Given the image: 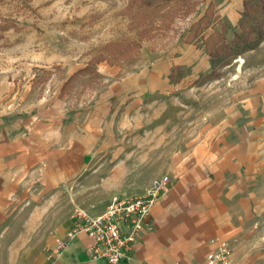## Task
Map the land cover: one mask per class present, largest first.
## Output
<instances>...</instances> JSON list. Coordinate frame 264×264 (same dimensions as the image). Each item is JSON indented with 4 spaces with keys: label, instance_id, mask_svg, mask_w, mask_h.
I'll return each instance as SVG.
<instances>
[{
    "label": "crops",
    "instance_id": "obj_1",
    "mask_svg": "<svg viewBox=\"0 0 264 264\" xmlns=\"http://www.w3.org/2000/svg\"><path fill=\"white\" fill-rule=\"evenodd\" d=\"M242 12L243 0L232 16L235 25ZM29 58L15 77L0 76V238L12 213L44 202L119 149L146 100L183 91L217 65L205 47L190 44L127 66L100 62L94 70L101 87L78 102L75 91L93 73L63 87L88 62L67 57L63 79L40 93L35 82L23 79L55 58ZM240 102L219 133L175 162L168 175L172 185L151 207L152 228L136 241L127 264H207L222 241L230 246L233 264H264V77ZM77 220L58 222L49 250L58 241L68 245L44 256L43 264H109L91 258L95 243L73 232Z\"/></svg>",
    "mask_w": 264,
    "mask_h": 264
},
{
    "label": "rangeland",
    "instance_id": "obj_2",
    "mask_svg": "<svg viewBox=\"0 0 264 264\" xmlns=\"http://www.w3.org/2000/svg\"><path fill=\"white\" fill-rule=\"evenodd\" d=\"M241 1L182 0L147 12L140 0H0V76L15 77L21 64L37 54L54 57L52 65H40L31 79H23L35 82L36 91L49 93L55 80L63 79L67 57L88 62L93 75L75 91L81 102L84 94L95 96L101 87L94 70L100 62L127 66L187 44L205 47L192 25L205 17L210 4L222 20L210 18L213 28L204 34L221 32L225 24L231 41L237 30L232 16ZM216 63L215 70L222 75L218 80L146 100L119 149L96 160L74 185L66 184L44 202L12 213L0 238V264H43L44 256L67 247L68 240H63L56 250H49L48 240L54 242L58 222L67 217L77 220L80 212L101 215L116 195L145 197L170 174L179 157L219 133L249 88L264 77V42L231 66Z\"/></svg>",
    "mask_w": 264,
    "mask_h": 264
},
{
    "label": "built area",
    "instance_id": "obj_3",
    "mask_svg": "<svg viewBox=\"0 0 264 264\" xmlns=\"http://www.w3.org/2000/svg\"><path fill=\"white\" fill-rule=\"evenodd\" d=\"M170 185L171 179L165 176L145 197H112L107 209L99 217H91L84 212L78 213L77 218L80 221L76 233L88 234L95 243L89 249L91 258L104 260L109 264L131 263L134 259V244L147 228H152L151 207ZM72 236L73 234L70 238ZM207 264H233L229 244L222 241L219 247L209 254Z\"/></svg>",
    "mask_w": 264,
    "mask_h": 264
},
{
    "label": "trees",
    "instance_id": "obj_4",
    "mask_svg": "<svg viewBox=\"0 0 264 264\" xmlns=\"http://www.w3.org/2000/svg\"><path fill=\"white\" fill-rule=\"evenodd\" d=\"M182 0H140L141 7L153 12L154 9L163 6H170L173 2ZM181 7H178V11ZM215 7L210 4L205 11L203 17L198 23L192 25L197 38L201 37L203 44L206 47L207 54L212 60H221L222 68L231 66L238 58L245 55L247 52L254 50L264 42V0H243L242 18L239 21L234 38L231 41L227 40L228 26L221 25L222 31L218 30L206 36L204 33L213 28L210 18H214L218 22L222 19L220 15L215 14ZM171 17V21L174 16ZM171 23V22H170ZM91 72L90 67H86L78 73L71 76L65 87L79 79L80 76ZM222 75L217 70H214L209 76L205 77L202 82H195L194 85L203 86L211 80H218Z\"/></svg>",
    "mask_w": 264,
    "mask_h": 264
}]
</instances>
